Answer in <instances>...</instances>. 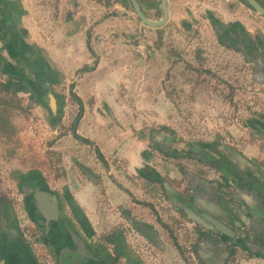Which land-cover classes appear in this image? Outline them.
<instances>
[{"label":"crops","instance_id":"obj_1","mask_svg":"<svg viewBox=\"0 0 264 264\" xmlns=\"http://www.w3.org/2000/svg\"><path fill=\"white\" fill-rule=\"evenodd\" d=\"M140 7L157 18L154 6ZM166 7L165 28L148 27L145 40L117 1L0 0L2 76L37 96L36 110H57L55 126L74 108L72 134L47 147L57 163L46 155L42 167L11 172L13 198L0 184V264H264V224L251 233L229 209L264 206V17L242 0ZM211 65L234 87V75L247 82V114L233 103L239 88L208 92ZM181 81L229 105L231 124L183 144L173 129ZM143 107L146 119L127 113Z\"/></svg>","mask_w":264,"mask_h":264},{"label":"rangeland","instance_id":"obj_2","mask_svg":"<svg viewBox=\"0 0 264 264\" xmlns=\"http://www.w3.org/2000/svg\"><path fill=\"white\" fill-rule=\"evenodd\" d=\"M141 5L144 7L145 11L149 10V6H154V10H156L157 15H153L154 20L159 19L158 17H161V11L159 8V0H140ZM148 2V3H146ZM146 3V4H143ZM245 4L249 6L246 2ZM127 9L132 12V16H135L133 13L130 4L126 2ZM136 18V16H135ZM137 19V18H136ZM138 20V19H137ZM144 26L145 32L143 33V37L146 40L148 38V27ZM161 29L165 28L166 25H161ZM166 31V30H165ZM164 32V30H163ZM166 35V33H164ZM163 34V35H164ZM192 37H190L191 39ZM149 48V46L147 45ZM165 49V50H164ZM161 53L160 61H163L164 56L167 53V49L163 48L162 51L159 50L158 54ZM227 63V62H226ZM184 65L183 62L180 63V67H174L172 68L173 73H181L183 69L181 67ZM227 68L231 69L232 64L227 63ZM151 73L154 72V70H157V68H151ZM213 68V69H212ZM238 68V67H237ZM150 69L148 71H150ZM216 67L211 65L210 67H206L204 72H202V79L206 83V85L209 87L208 92H213L211 89L215 90L217 89L218 95L221 94L223 91L228 92V90L231 88L233 89V92L235 93V89L239 88L240 94L238 96H235L234 98V104L236 102H239L241 113L244 111L242 109L241 105H243L244 102H248V99L251 97L248 93H246L247 86L246 81L243 80L242 76L234 75L236 76V85L234 87L231 78L232 77H217L216 75ZM160 70L163 71L164 68L160 66ZM239 71V70H238ZM172 73V74H173ZM148 77V76H147ZM197 80V78H196ZM199 80V79H198ZM0 81H4V77L0 76ZM70 81V80H69ZM67 81V83H69ZM221 81L224 82V84H220ZM162 82V79H161ZM193 85H196V81ZM192 82V83H193ZM202 83V81H199ZM179 83V81H178ZM185 86L183 85V82H180L181 91L183 92L182 95H176L177 103H180V106H178L179 110H176V120L177 125L173 127L176 134H180L181 141L184 144V142L190 140V139H200L210 136L216 128L221 129L222 126H229L231 124V120L228 122L224 119L226 116H229L227 114L229 111V105H224L222 107L219 99H211L205 96L206 94H199L196 86ZM227 84V85H226ZM12 82L10 83V91L8 93H0V97H3L7 104L5 106L0 105V109L3 107H7V109H4L5 111L2 112L6 116V122H4L6 125L13 126V129H9V134L4 136L0 134V184L3 187V192L6 193L7 197L11 198L14 197V190L12 189L14 186V175H11V172H14L16 170H22L27 167H37L44 165L46 163V153H47V147H49L48 150H50L52 145L54 146V142L56 139L62 135L72 134L71 132V122L74 118V113L72 110H74L72 102L68 103L69 106H67V116H65L63 119V124L58 123L59 126H55V120L58 118L59 113L56 110V113L51 115L46 112H40L39 110L35 109V106L39 105L38 100L33 94L28 93H19L17 90H14L13 88L16 87L17 84L13 85ZM67 85V84H65ZM19 86V85H18ZM54 86V82H53ZM12 87V88H11ZM55 87V86H54ZM149 88L151 86H148ZM242 88V89H241ZM34 91V89H33ZM205 92V91H204ZM4 95V96H1ZM10 97V99H9ZM142 97V96H141ZM206 97V98H205ZM250 100V99H249ZM143 102V101H142ZM184 102L187 105H183ZM203 102V104H202ZM202 104V105H201ZM72 105V106H71ZM203 106V107H202ZM69 107V108H68ZM75 112V111H74ZM1 113V110H0ZM134 119L140 120L142 117L143 119H146L149 115H151L152 112L144 109L143 111L140 109H137L135 111L128 110V112ZM244 113V112H243ZM148 115V116H147ZM242 115V114H241ZM225 116V117H224ZM173 116H171L172 118ZM178 117L180 119H178ZM224 117V118H223ZM159 118L163 120H168V112L160 111ZM170 118V119H171ZM229 117H227L228 119ZM225 121H224V120ZM184 120V121H183ZM224 121V123L222 122ZM1 124V121H0ZM52 154L47 155L48 161H52L53 164H56V155L55 150L52 149ZM49 154V151H48ZM58 161L61 162V159H58ZM46 165V164H45ZM57 168V167H56ZM37 169V168H36ZM13 191V192H12ZM188 255H185L183 257L185 261H188L187 259ZM190 263V262H189ZM188 263V264H189Z\"/></svg>","mask_w":264,"mask_h":264},{"label":"flooded vegetation","instance_id":"obj_3","mask_svg":"<svg viewBox=\"0 0 264 264\" xmlns=\"http://www.w3.org/2000/svg\"><path fill=\"white\" fill-rule=\"evenodd\" d=\"M242 1L244 2V0H242ZM256 1L264 8V5H263V3H261L260 0H256ZM35 97L37 98V96H35ZM249 99H248V101H249ZM241 107H242V109H244L243 112L245 114L248 113V109L250 110V106L248 105V102H244L243 105H241ZM233 123H234L233 126L235 128L236 134L238 136H242L243 125L241 124V121L240 120L237 121L235 119ZM240 131H241V133H240ZM227 195H228V193H225V195H224L225 197L223 196L226 200L229 199V198H227L228 197ZM230 198H231V196H230ZM229 209L231 211L230 213H232L231 216L235 220V222H237V223L239 222V225L241 227H246L247 225H249L251 233L254 232V226H255L256 222L262 223V225L264 224V206H258L257 208H255L256 209L255 212L249 208L250 210L248 209L247 212L244 213L240 210V208H237V206H235V205L231 206V202H229Z\"/></svg>","mask_w":264,"mask_h":264},{"label":"water","instance_id":"obj_4","mask_svg":"<svg viewBox=\"0 0 264 264\" xmlns=\"http://www.w3.org/2000/svg\"><path fill=\"white\" fill-rule=\"evenodd\" d=\"M128 1H129V4L131 6L133 13L135 14L136 18L141 24L147 27L153 28V27L161 26L166 21V18H167L166 0H159V8L161 11V17L158 20H152L148 18L143 13L137 0H128ZM244 2H246L255 12H257L259 15L264 17V8L256 0H244ZM204 217L209 222H211L217 230L225 233L227 228L221 222H217L205 215Z\"/></svg>","mask_w":264,"mask_h":264},{"label":"trees","instance_id":"obj_5","mask_svg":"<svg viewBox=\"0 0 264 264\" xmlns=\"http://www.w3.org/2000/svg\"><path fill=\"white\" fill-rule=\"evenodd\" d=\"M113 1H117V2H120L122 3L123 5H126V2L128 3L129 5V1L128 0H113ZM140 5H141V1L139 2ZM148 3V2H146ZM142 6V5H141ZM1 58H0V67H1ZM3 72L1 71L0 69V76L2 77V74ZM10 83H11V80L9 78H4V81H0V93H8V91H10ZM12 88V87H11ZM1 96H4V95H1ZM10 99V97H9ZM7 104V101L3 98V97H0V105L2 106H5ZM4 109H7V107H3L1 110V113H0V121H1V124H0V134L1 135H8L9 133V129H13V126H11L10 124L9 125H6L4 122H6V116L2 113L4 112L5 110Z\"/></svg>","mask_w":264,"mask_h":264},{"label":"built area","instance_id":"obj_6","mask_svg":"<svg viewBox=\"0 0 264 264\" xmlns=\"http://www.w3.org/2000/svg\"><path fill=\"white\" fill-rule=\"evenodd\" d=\"M227 1V0H224ZM146 44L144 43V41H139L135 44V49L137 51V53L141 56H144L146 54Z\"/></svg>","mask_w":264,"mask_h":264}]
</instances>
